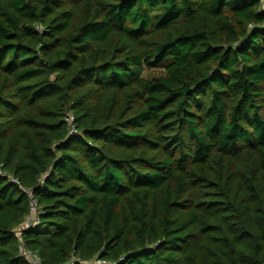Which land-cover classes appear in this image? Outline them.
<instances>
[{"label":"trees","instance_id":"16d2710c","mask_svg":"<svg viewBox=\"0 0 264 264\" xmlns=\"http://www.w3.org/2000/svg\"><path fill=\"white\" fill-rule=\"evenodd\" d=\"M23 188L41 264H264L258 3L0 0V264Z\"/></svg>","mask_w":264,"mask_h":264},{"label":"built area","instance_id":"2783aa9c","mask_svg":"<svg viewBox=\"0 0 264 264\" xmlns=\"http://www.w3.org/2000/svg\"><path fill=\"white\" fill-rule=\"evenodd\" d=\"M259 5V11L264 12V0H253ZM65 120L68 125V132L69 134H76L77 130L73 122V116L70 113H67L65 116ZM4 175V173H2ZM10 181L16 182V179L13 177H9ZM43 180H40L39 187L40 189H43ZM23 190L27 193L28 195V201H29V213L25 217L24 221L18 225V227L15 229V235L17 237V242H16V248L19 257L24 259L27 264H41V258L40 256L35 252L31 251L30 249L27 248V246L24 244L22 240V235L21 231L26 228L34 227L39 220V215L42 213L41 210L38 209V204L37 201L33 197L32 189H26L23 188ZM91 264H111L109 262L103 261V260H96V261H91Z\"/></svg>","mask_w":264,"mask_h":264}]
</instances>
